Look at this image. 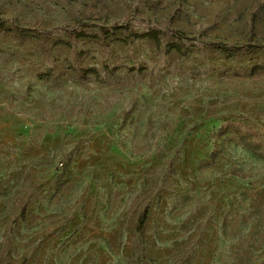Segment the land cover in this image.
Instances as JSON below:
<instances>
[{
  "label": "rangeland",
  "instance_id": "374dc122",
  "mask_svg": "<svg viewBox=\"0 0 264 264\" xmlns=\"http://www.w3.org/2000/svg\"><path fill=\"white\" fill-rule=\"evenodd\" d=\"M0 25V264H264V0H0Z\"/></svg>",
  "mask_w": 264,
  "mask_h": 264
},
{
  "label": "trees",
  "instance_id": "16d2710c",
  "mask_svg": "<svg viewBox=\"0 0 264 264\" xmlns=\"http://www.w3.org/2000/svg\"><path fill=\"white\" fill-rule=\"evenodd\" d=\"M1 26V25H0ZM176 35H177V37L178 38H183L184 37V34L182 33V32H180V31H178V32H176ZM78 36H85V35H78ZM132 37H133V39H150V40H152L153 42H154V44L156 45V46H159L160 45V41H159V37H158V33H157V31H155V30H150V31H148V32H146V33H142V34H133L132 35ZM122 42H125L124 40H121ZM171 48H173V49H175L177 52H179L180 51V49H179V46L178 45H176V44H173L172 46H171ZM217 48H223V49H227V47L226 46H217ZM228 50V49H227ZM146 214H147V212H146V210H144L141 214H140V216H139V218H138V221H137V230L138 231H141L142 230V228H143V224H144V222H145V219H146Z\"/></svg>",
  "mask_w": 264,
  "mask_h": 264
}]
</instances>
